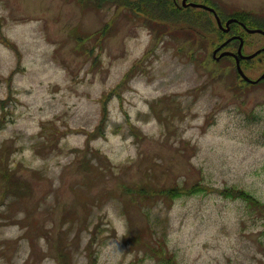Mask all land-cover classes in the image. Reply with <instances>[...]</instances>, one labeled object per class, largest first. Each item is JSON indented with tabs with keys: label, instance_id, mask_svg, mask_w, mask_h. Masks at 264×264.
I'll use <instances>...</instances> for the list:
<instances>
[{
	"label": "rangeland",
	"instance_id": "1",
	"mask_svg": "<svg viewBox=\"0 0 264 264\" xmlns=\"http://www.w3.org/2000/svg\"><path fill=\"white\" fill-rule=\"evenodd\" d=\"M194 2L264 30V0ZM189 10L0 0V264H264V82L213 57L264 36Z\"/></svg>",
	"mask_w": 264,
	"mask_h": 264
},
{
	"label": "trees",
	"instance_id": "2",
	"mask_svg": "<svg viewBox=\"0 0 264 264\" xmlns=\"http://www.w3.org/2000/svg\"><path fill=\"white\" fill-rule=\"evenodd\" d=\"M126 5H128L136 15L138 16H142L144 17L146 20L148 19L149 21H155V20H161V21H164V22H168V21H174V22H177L178 20H180L181 18H185L186 16H189L190 18L192 17L191 16V12L189 9H180V8H177V7H172L170 4H168L167 1L165 0H138L136 2H130L129 0H126ZM169 6V8H168ZM157 11H160L162 13H165L163 16H166V18L163 20L161 18V16H158L160 18H157L156 16V12ZM186 13H188V15H186ZM151 14L152 17H155V18H150L148 15ZM207 15V12H201L199 14V17L195 20L199 21L200 20H203V17ZM250 16V19H248V17ZM208 16V15H207ZM233 17H241L243 19H247L248 22L247 25L248 26H251L253 25L251 22L254 18H256L255 16L253 15H250V14H236V15H233ZM186 19V18H185ZM193 27H196L194 24H192L191 20L189 19H186ZM207 27H214L215 28V25L214 23L208 21L206 23ZM204 27V25H203ZM197 28V27H196ZM233 28V27H232ZM200 29V28H198ZM201 30V29H200ZM215 30L218 32V30L215 28ZM218 34L221 36L222 33L218 32ZM264 82V81H263ZM106 105V103H104V106ZM105 117L103 116L102 119H101V122H100V125L99 127L101 126V124L103 123ZM106 123V122H105ZM98 127V128H99ZM100 131V130H98ZM101 133V132H100ZM174 189H170V190H163V193L164 194H169V193H173ZM200 190H197L196 189V186H194L192 189H191V192L194 193V192H198ZM242 196H248L247 194L245 193H240ZM251 199V197H250ZM161 260H163V257H160ZM168 263H171V262H168ZM167 263V264H168Z\"/></svg>",
	"mask_w": 264,
	"mask_h": 264
},
{
	"label": "water",
	"instance_id": "3",
	"mask_svg": "<svg viewBox=\"0 0 264 264\" xmlns=\"http://www.w3.org/2000/svg\"><path fill=\"white\" fill-rule=\"evenodd\" d=\"M188 0H183L182 1V7H198V8H202V9H205V10H208L210 12H213L215 14V18H216V22L220 28L221 31H223L224 33H229L230 32V25L234 22H236L237 20L236 19H230L226 22L225 26L222 24L221 22V19L219 18V16L217 15L216 11L211 8V7H208L206 5H203V4H195V3H187ZM249 33H262L264 34V31L262 30H251V29H248L246 27L245 24H241ZM235 39H239L240 40V46L237 50V53H232V52H228V51H224L219 57H216L217 56V53L222 49L224 48L225 46H227L229 43H231L232 41H234ZM243 46H244V40L242 37H237V36H233L231 38H229L224 44L220 45L214 52H213V57L218 61L220 60L221 58L223 57H226V56H231L235 59V62H236V68H237V71L239 73V75L242 77L243 80L247 81V82H250L252 84H256L258 83L259 81L263 80L264 79V74L258 79V80H252L250 79L243 71L242 67H241V60L242 59H245V60H249V59H253L255 58L258 54H260L263 50H259L257 52H255L254 54L252 55H243L242 53V49H243Z\"/></svg>",
	"mask_w": 264,
	"mask_h": 264
},
{
	"label": "flooded vegetation",
	"instance_id": "4",
	"mask_svg": "<svg viewBox=\"0 0 264 264\" xmlns=\"http://www.w3.org/2000/svg\"><path fill=\"white\" fill-rule=\"evenodd\" d=\"M187 2H188V3H195V4H203V3H199V2H194V0H188ZM203 5H207V6H209V7H212L213 9L216 10L217 14L219 15L220 10H219L218 8L220 7V4H218L217 2H215L214 5H209V4H207V3H205V4H203ZM176 6H177V8H179V6H178L177 4H176ZM184 9L203 10V11H205V12L211 14V16H213L214 19H215V15H214V13H213V12H210V11H208V10H204V9H201V8H198V7H187V8H184ZM232 18H233V19H236L237 21L234 22V23H232V24L230 25V30L232 29V25H234V24H238V25L242 28L243 31L247 32V31L243 28V26L240 25V24H245V23H243V22H242L241 20H239L237 17H233V16H232ZM253 20H254V19H253ZM253 20H252V21H253ZM239 23H240V24H239ZM245 25L248 27L247 23H246ZM248 28H249V27H248ZM249 29H251V28H249ZM252 30H255V28H252ZM251 34H252V33H251ZM255 34H261V33H255ZM261 35H263V34H261ZM233 36L241 37L240 34H236V35H233ZM263 36H264V35H263ZM236 42H239V45H240V40H239V39H235L234 41H232V42L230 43V45H231V44H234V43H236ZM244 44H245V43H244ZM261 55L264 56V51L261 52L258 56H261ZM258 56H257V57H258ZM257 57H255V58H257ZM255 58H254V59H255ZM263 73H264V72H263Z\"/></svg>",
	"mask_w": 264,
	"mask_h": 264
}]
</instances>
